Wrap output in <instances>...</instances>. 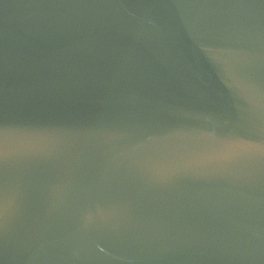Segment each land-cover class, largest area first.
<instances>
[{"label": "water", "instance_id": "obj_1", "mask_svg": "<svg viewBox=\"0 0 264 264\" xmlns=\"http://www.w3.org/2000/svg\"><path fill=\"white\" fill-rule=\"evenodd\" d=\"M0 264H264V0H0Z\"/></svg>", "mask_w": 264, "mask_h": 264}]
</instances>
